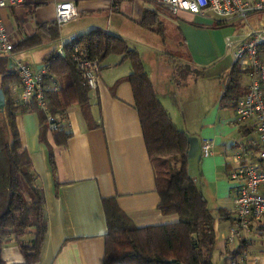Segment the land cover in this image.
Returning a JSON list of instances; mask_svg holds the SVG:
<instances>
[{
  "label": "crops",
  "instance_id": "obj_1",
  "mask_svg": "<svg viewBox=\"0 0 264 264\" xmlns=\"http://www.w3.org/2000/svg\"><path fill=\"white\" fill-rule=\"evenodd\" d=\"M64 1L74 2L78 15L59 24V38L14 52V56L18 55L15 60H25L33 67L41 68L47 55L59 50L74 37L95 28L107 30L124 38L131 48L139 52L159 99L176 123L171 113V108L179 105L176 101L179 86L173 80L174 72L155 73L156 69L145 59L146 56L149 60L156 53V60L175 62L176 66L181 59L167 51L169 32L176 29L179 42L186 49L184 55L188 63L204 71L195 82L208 85L216 104L212 117L202 119L200 130L193 129L188 122L181 129L199 137L200 145L205 138L214 136V153L208 157L201 155L203 166L216 167L220 179L224 173L230 174L231 165L224 161L223 155L232 152L240 138L236 134L242 135V129L239 127L237 132L229 129L225 116L230 112L236 120L235 107L221 102L236 62L233 54L229 55L225 43L223 45L219 40V31L227 25H243L221 23V17L213 11L204 15L184 11L175 13L157 0H24L1 10L3 23L13 43L16 45L39 31L47 37L48 29L39 30L38 26L55 22L57 7ZM241 29L237 33L240 40L247 33ZM101 66L98 86L90 91L95 127H89L81 107L75 104L62 116L59 115L64 132L70 134L66 143H57L58 131L50 130L44 142L40 138L37 112L18 113L16 117L22 144L31 156L37 175L36 184L45 198L48 230L37 264H105L108 227L104 198H115L119 207L138 227L175 223L179 219L177 214L165 215L159 209L155 168L147 150L133 88L126 80L132 71L131 62L121 61L120 55H111ZM224 76L227 80L223 84L221 79ZM54 81L59 84L53 73L47 83L49 90H52ZM21 91L22 85L13 84V96ZM50 149L55 155V173L50 163ZM196 181L199 185V180ZM201 183L208 193L200 187L209 205L210 201L214 202L230 213L231 208L224 207V197L217 189L211 188L203 172ZM26 189V200L33 201V193L27 186ZM218 219L220 222L224 218L219 216ZM218 248L222 251L224 242H218ZM1 256L8 264L25 261L14 238L3 244Z\"/></svg>",
  "mask_w": 264,
  "mask_h": 264
},
{
  "label": "trees",
  "instance_id": "obj_2",
  "mask_svg": "<svg viewBox=\"0 0 264 264\" xmlns=\"http://www.w3.org/2000/svg\"><path fill=\"white\" fill-rule=\"evenodd\" d=\"M47 28L49 35L39 32L25 37L14 45L13 53L31 48L43 41L59 38L57 20L38 26ZM80 46L89 59L100 64L111 55H120L121 61L129 60L132 71L126 77L133 88L135 106L139 113L147 150L156 173L160 195L159 209L165 215L177 214L175 223L138 227L119 207L115 198H104L107 218L105 264H216L213 256L217 250V216L190 173L187 133L178 127L171 114L159 99L155 86L145 70L139 52L131 48L121 36L101 28L92 29L64 44L65 55L58 49L44 60L50 68L46 83L53 77L59 81L57 90L45 92L46 110L16 104L13 84H22L16 64L10 67L11 58L0 53V88L6 97L4 110H0V264L4 243L14 238L19 244L25 261L21 264H37L45 244L48 220L45 215V198L37 186V175L31 156L23 146L16 117L18 113L37 112L40 118V138L46 142L49 115L60 118L71 106L78 104L89 127H95L90 104V87L73 58V48ZM182 58V57H181ZM102 68V66H101ZM203 69L192 64H179L173 75L177 85L197 79ZM245 74L236 63L225 86L221 102L235 107L245 88L241 77ZM64 126L56 134L57 143H66L70 134ZM53 172H56L55 155L49 151ZM21 179L34 195L27 201ZM219 216L232 220L231 214L219 208ZM247 240H241L239 248L230 252L224 244L222 253L237 258L243 253ZM228 263V262H227ZM229 264V263H228Z\"/></svg>",
  "mask_w": 264,
  "mask_h": 264
},
{
  "label": "built area",
  "instance_id": "obj_3",
  "mask_svg": "<svg viewBox=\"0 0 264 264\" xmlns=\"http://www.w3.org/2000/svg\"><path fill=\"white\" fill-rule=\"evenodd\" d=\"M169 10L204 15L213 11L221 17V23H235L247 26L244 39H227V47L233 48V57L240 69L249 78V84L235 106L236 124L242 129V135L235 142L231 155V177L237 181L234 197L232 220L229 235L224 234V244L236 239H245V234L255 227H264V27H254L251 16L264 13V0H157ZM24 0H0V53L11 58L16 64L22 81V91L14 96L16 104L32 106L34 103L46 110L45 92L48 89L46 78L50 68H35L28 63L14 61V43L6 30L1 17V10L8 6L23 3ZM78 15L74 2L64 1L57 7L58 24L71 21ZM58 52L65 55L62 46ZM73 58L81 69L90 89H96L101 72V64L88 58L87 52L78 45L73 48ZM59 84L54 81L52 90ZM62 120L49 115L50 131H59ZM203 157L214 153L213 142L203 140L200 145ZM229 264H264L246 255L230 260Z\"/></svg>",
  "mask_w": 264,
  "mask_h": 264
},
{
  "label": "rangeland",
  "instance_id": "obj_4",
  "mask_svg": "<svg viewBox=\"0 0 264 264\" xmlns=\"http://www.w3.org/2000/svg\"><path fill=\"white\" fill-rule=\"evenodd\" d=\"M250 23L256 27V28H262L264 27V13H258L250 17L249 19ZM243 27V28H242ZM242 28V29H241ZM239 29L243 31H248L247 26H233V25H227L222 28H220L219 31V40L221 43L225 46L228 50V53L230 56L233 54V48L227 47V39L231 38L232 41H238L240 40L239 36H237V33H239ZM176 29L173 31L169 32V38L167 40L168 45H167V51L177 55L176 58L181 59L175 66V62H170V61H160L155 59L156 58V53L152 56V58L148 57L147 59L149 64H152L153 67L156 69L155 73H164V74H169L174 72L175 67H177L179 64H188V60L185 58V47L180 44L179 38L177 37L176 34ZM239 37V38H238ZM225 41V42H224ZM181 55L182 58L179 56ZM18 55L14 56L13 54V59L17 58ZM150 59H152L150 61ZM20 61V60H18ZM24 63H26L25 60H23ZM147 64V65H149ZM33 65L37 66L38 64ZM149 68V66H148ZM150 69V68H149ZM227 80V77L224 76L221 79V83H225ZM188 81V80H187ZM183 83L181 85H178L179 88L176 89V101L178 106L176 108H171V113L179 126V128L185 127V122L189 123L193 129L200 130L202 127V119H207L208 117H212V111L214 110V107L216 104H214V96L212 95V91H210L208 85H203L202 83L195 82V80L190 79L189 82ZM193 81V82H192ZM241 81L244 86H247L249 84V78L247 75H243L241 77ZM176 104V103H175ZM174 104V105H175ZM170 107V106H169ZM213 109V110H212ZM226 119H228V127L229 129L237 130L239 129V125L236 124L235 119L232 118L230 115V112H227V115L225 116ZM238 126V127H237ZM193 131V130H191ZM199 133V132H198ZM233 134V132H232ZM231 135V134H230ZM239 134H236L237 138L240 137L238 136ZM209 140H213L214 136H211V138H205ZM214 141V140H213ZM216 145V142H214ZM231 155L232 152L228 154H224V161L227 163H231ZM204 164V158L201 156V153L199 152L197 156L194 158L190 159V173L191 175L199 180V186L203 187L201 183V178H202V172L205 175L206 180L210 183L211 188L214 190L217 189V191L220 193V196L224 197L223 201H225L224 207H228L229 209L231 208L230 214H232V210L234 208L233 206V198L235 197V190L232 189L233 187L237 186V181L232 179L231 173L223 174V178L220 179V173L217 171L216 167L212 166H203ZM21 184L23 187L24 193L27 195L28 191L26 189V184L24 183V180L21 179ZM206 191V188H204ZM207 195V191L205 192ZM208 199L210 200V196H208ZM233 206V207H232ZM210 207L213 210V212L217 216V240L219 243H223V235H229V227H230V220H224L222 219L219 222V207L216 206L214 202L210 201ZM245 239L247 240V244L244 246L243 253L240 255H246L250 256L253 258H257L259 260H264V227H255L252 231L249 233L245 234ZM225 243V242H224ZM241 245V241L236 239L234 242L228 243L227 248L230 252H233L239 248ZM224 255L221 252V249L218 248L214 252L213 259L216 264H228L232 258V256L229 254L228 259H226ZM228 262V263H227Z\"/></svg>",
  "mask_w": 264,
  "mask_h": 264
},
{
  "label": "water",
  "instance_id": "obj_5",
  "mask_svg": "<svg viewBox=\"0 0 264 264\" xmlns=\"http://www.w3.org/2000/svg\"><path fill=\"white\" fill-rule=\"evenodd\" d=\"M13 66V61L10 60V67ZM6 104V97L3 89L0 88V110H4ZM189 148L187 150V155L189 159L194 158L199 153L200 140L199 137L193 136L187 133Z\"/></svg>",
  "mask_w": 264,
  "mask_h": 264
}]
</instances>
